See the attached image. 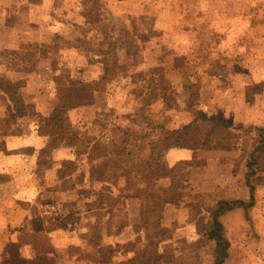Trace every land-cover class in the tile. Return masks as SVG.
<instances>
[{
  "label": "rangeland",
  "instance_id": "374dc122",
  "mask_svg": "<svg viewBox=\"0 0 264 264\" xmlns=\"http://www.w3.org/2000/svg\"><path fill=\"white\" fill-rule=\"evenodd\" d=\"M8 1L0 0L3 46L12 28L11 22L5 21ZM134 1L130 8L133 12L121 15L118 22L105 20L106 15L110 16L107 5L94 6L95 17L96 11L105 14L98 24H105L104 29L110 27L107 30H112L117 38L107 50L109 81H121L123 74L119 73L125 72L115 69L119 63L116 49L124 43L141 53L148 40H156L151 45L157 50V64L173 67V71L159 66L139 76L134 72L132 108V103L126 101L117 109L116 116L99 112L92 101L87 103L83 99L61 138L53 141L51 136L47 137V132L52 131L49 127L42 132L49 146L78 145L71 154L82 159L81 165L69 166L74 162L61 159L64 153L57 157L61 164L54 167L44 152L40 157L46 164L39 172L37 163L31 160L33 151L37 152L35 147L40 146L35 140L28 141L32 146L26 154L21 148L15 154L11 149L22 147L21 124L14 123L4 141L0 138V264H120L128 260L141 264L145 259H156L158 264L210 263L214 248L198 240L204 213L220 197L241 193L239 182L229 178L241 174L240 162L246 156L238 154L221 166L215 165L217 157L208 158V164L203 160L196 168L165 177L167 170L162 159L166 148L172 145L163 140L169 131L182 128L195 118L199 119L194 125L202 129L205 149L226 150L251 143L247 133L252 128H228L232 126L229 116H225L229 126L220 124L223 133L214 140L207 136L203 129L206 118L198 109V102L204 85L208 89L204 96H210V85L202 81L212 76L228 92L225 100L231 102V114L237 96L260 92L264 96V85L244 87L246 81L264 77V0ZM139 2L145 6L143 9H138ZM15 9L16 13L29 14L28 4L25 12L23 6ZM148 30L156 35L155 40L145 34ZM15 34L21 37L23 33L14 27L11 35ZM126 56L135 60L142 57L130 53ZM58 77L56 98L45 104L49 111L59 102L58 92L64 81ZM89 88L95 90L103 85ZM0 109L5 110L1 102ZM10 125L13 124L8 122L6 128ZM237 132L246 134L243 140ZM153 152L158 154L157 162L146 161ZM22 154L26 157L24 162L19 160ZM232 159L238 164L230 163ZM89 160L95 163L96 167L89 169L97 181L89 182L87 178V166L92 162ZM101 175L105 181H100ZM252 183L256 195L261 194L262 176L255 177ZM257 204L249 210L244 230L234 220L227 221L233 240L239 244L231 264L242 260V264H264V199ZM160 230L164 233L156 236ZM46 239L53 251L44 257L41 247Z\"/></svg>",
  "mask_w": 264,
  "mask_h": 264
},
{
  "label": "crops",
  "instance_id": "0c3cea01",
  "mask_svg": "<svg viewBox=\"0 0 264 264\" xmlns=\"http://www.w3.org/2000/svg\"><path fill=\"white\" fill-rule=\"evenodd\" d=\"M134 2V0L8 1L5 21L7 23L11 22V31L14 27H17V29H21L23 34L21 37H17L16 35L18 34L12 36L10 31L7 35L8 42L6 46H3V44L0 43V79L7 84H13L15 82L21 83L22 88L20 87V94L25 105V114L21 117H15L13 105L9 101L8 96L0 90V102L5 105V110L0 109V138L1 141H4L5 136L13 130L14 123H17V125L21 124L20 134L22 147L13 146L11 149L13 150V154H15L17 148H21L26 154V150L32 146L28 141L35 140V144L40 146L35 147L37 152L34 153L33 151L31 160L33 164L35 162L37 163L39 172L43 171L46 164V161H43L44 159L42 160L40 157L44 152L48 154V161L54 167L61 164L57 157H60L59 155L64 153L65 156L62 155L61 159L74 162V164L68 163L69 166L74 167L78 164L81 165L82 161V159L77 158V154L72 157L71 151L73 149L76 150L77 146H68V149L65 146H63L65 148H62L61 146H49L48 140L40 132L52 112L46 110L45 104L56 98V91L58 88L55 84V78L57 76H60L58 78L62 79L64 82L69 81V83L87 84L89 86L94 84L103 85V88L92 90V104L94 103L93 106H95L99 112H110L116 116L115 114L118 112L117 109H119L124 102H131L132 104L129 106L132 108L134 92L132 91L131 77L134 72L139 76L141 73L145 72V70L154 71L159 66L164 69H169L171 72L173 71V67L170 68L167 65L164 67L157 64V50H154L153 46L157 43L155 40L156 35L154 36L152 30H148L145 34H148L149 37L153 36L155 43L149 42L148 40L141 49V53L132 51V48H129L125 43L121 45V47H119L118 44L116 52L119 63L115 69L119 71L123 70L125 72L119 73V75L123 74L121 81H109L107 73L109 72L110 61L108 59L107 50L110 43L115 42L117 38L114 33H112V30H107L110 27L104 29L105 24H98L99 22H103L102 19L99 18H103L105 14H100L99 11H96L95 17L94 6L95 4H104L103 6L107 5V8L110 10V12H108L110 16L106 15L105 20L109 19V21H115L117 19L116 21L118 22L121 15L126 14V12L129 15V12H133L130 8L135 5ZM27 4L29 5V14L25 15L21 12H15L16 6H19L20 8L23 6V12H25ZM34 4L36 8L33 7ZM144 7L145 6L139 2L138 9H143ZM19 15L28 17L20 18ZM154 27L156 26L154 25ZM141 34H144V31H142ZM141 34H139V37ZM128 53L131 55H142V57L139 60H135L132 56V58L130 56L127 57L126 55ZM180 54L183 55V53ZM180 54H178L177 57L180 56ZM31 59H33L32 62ZM175 71L177 74V70ZM118 78L120 77L118 76L117 80ZM202 82L204 84L207 82V84L210 85V96H204L206 90H208L204 88V85L200 89L201 98L198 102V109L202 110L203 115L206 118L203 129H205L207 136L212 137L214 140L216 135L223 133L225 130H222L220 124L229 126L225 119V116H229V118H232V126H229L228 128L234 131L238 130L235 127H238V125H242L244 128H252L251 131L248 130L247 133V135L250 136L247 137L251 140V143L244 146L237 144L235 147L226 150H221L216 147H208L205 149L203 148V145L199 149L170 146L164 151L162 159L165 162L164 169L167 170V172L163 173L165 177H170L185 169L196 168L203 162V160H209L208 158L217 157L218 160L224 158V161L220 162L217 160L215 163V165L221 166L222 163V165H224V163L228 162L229 158L239 156L238 154L243 153L246 156L249 150L255 145L256 135L254 128L264 127V111L261 113L263 110V108H261L263 106H261V100L264 102L262 92H260V94L246 93L237 96L234 100L235 103L232 106L233 114H231V102L227 99L225 100V97L229 94L219 87L217 77H207L204 78ZM111 83L113 85H108ZM142 83H145V81ZM258 85H264V77L260 79L257 77L252 78L250 81L244 83V87L246 88ZM108 86L111 88L110 90L107 88ZM151 91L152 89L149 90L152 95L153 93ZM30 94H32L31 97ZM42 104H44V106ZM76 112L77 108L69 111L68 116L71 120L75 117ZM189 116L192 119L193 114H190L189 112ZM8 122H11L13 125H10L11 127L7 129ZM190 122L191 121L188 123ZM226 132L228 131L226 130ZM236 135L239 137L240 141L246 136L245 133L240 135V132H237ZM45 139L48 144L46 146ZM13 156L14 155H12V157ZM157 156L158 154L153 152L148 155L146 161L157 162ZM25 158V155L22 154L19 160L24 162ZM89 161L91 162L92 160ZM206 163L208 164V161ZM230 163L237 162L232 159L230 160ZM244 163L245 161L243 159V161L240 162L242 169L241 174L239 173L237 176L233 175L229 178L230 181L236 183L239 182L238 186L241 193L225 196V199L242 200L248 198V190L244 181ZM89 166L93 168L96 167L93 161L91 162V165L87 166V178L89 182L97 181L94 179L95 177L91 176ZM172 170H174V172ZM260 175L264 179V171L261 172ZM100 177V181H105V176L101 175ZM220 198L218 200L222 199ZM263 199L264 190L259 195H256L255 192V204L253 208H255V205ZM139 203L141 206L142 202L140 201ZM262 209L264 210V207H262ZM248 212L245 213L243 210L238 209L227 213L220 219L227 231L228 240L231 244L225 264H231L230 262H232L233 254L236 255V246H239V244L235 242L236 240H233L231 236V229L230 226L227 225V221L234 220V222H237V226L240 230H244V227H247L248 224L245 222V219L248 217ZM109 213L111 212H106V214ZM158 232L159 233H156V236L164 233V230ZM193 240L195 241L196 239ZM198 240H201V225ZM117 241L118 240L114 241V246L118 245ZM240 242L242 243V240ZM205 244L213 247L211 243L205 242ZM244 261L245 260H242L239 264H242ZM246 263L247 262H245V264ZM209 264H211V260Z\"/></svg>",
  "mask_w": 264,
  "mask_h": 264
},
{
  "label": "trees",
  "instance_id": "16d2710c",
  "mask_svg": "<svg viewBox=\"0 0 264 264\" xmlns=\"http://www.w3.org/2000/svg\"><path fill=\"white\" fill-rule=\"evenodd\" d=\"M20 87V82L7 84L0 79V90L8 96L9 101L13 105L15 117H21L25 114V105L20 94ZM91 93L92 90L87 84L69 83V81L64 82L58 92V105L52 110L40 132L42 133L49 127L52 131L47 132V137L51 136L53 141L61 138L64 134L65 127L69 125L70 121L72 122L68 116L69 111L83 105V99L85 101L87 100V103H90ZM196 121H199V119L194 118L192 122L188 123L186 126L169 131L163 141L167 144L170 142L169 145L176 147H185L189 149L201 148L203 145L201 142L202 129L194 125ZM254 131L256 135L255 145L249 150L244 159V181L248 190V198L242 200L221 199L215 201L210 208L206 209V215L201 224L200 241L211 243L214 247L211 264H225L231 248L227 231L220 221L221 217L238 209L247 213L255 204L256 186L251 183V181L264 171V127H256ZM171 140H173V143H171ZM75 146L78 147V145ZM43 242L44 245L41 249L44 253V257H47L51 254L53 248L47 239ZM140 262L141 264L159 263L156 259L151 262L147 259L141 260ZM131 263L132 261L128 260V262L125 261L120 264Z\"/></svg>",
  "mask_w": 264,
  "mask_h": 264
}]
</instances>
